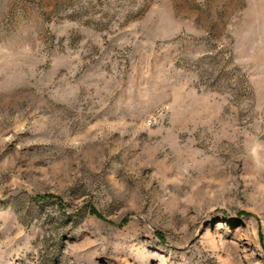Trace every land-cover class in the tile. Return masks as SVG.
<instances>
[{
    "label": "rangeland",
    "instance_id": "obj_1",
    "mask_svg": "<svg viewBox=\"0 0 264 264\" xmlns=\"http://www.w3.org/2000/svg\"><path fill=\"white\" fill-rule=\"evenodd\" d=\"M0 264H264V0H0Z\"/></svg>",
    "mask_w": 264,
    "mask_h": 264
},
{
    "label": "trees",
    "instance_id": "obj_2",
    "mask_svg": "<svg viewBox=\"0 0 264 264\" xmlns=\"http://www.w3.org/2000/svg\"><path fill=\"white\" fill-rule=\"evenodd\" d=\"M93 214H96V212L94 211Z\"/></svg>",
    "mask_w": 264,
    "mask_h": 264
}]
</instances>
